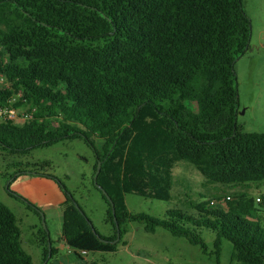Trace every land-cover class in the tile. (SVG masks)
<instances>
[{"label": "trees", "instance_id": "trees-1", "mask_svg": "<svg viewBox=\"0 0 264 264\" xmlns=\"http://www.w3.org/2000/svg\"><path fill=\"white\" fill-rule=\"evenodd\" d=\"M250 33L242 0H0V75L8 84L0 87V105L21 93L15 107L35 109L28 122L0 123L1 149L27 155L79 139L94 154V187L108 206L111 237L94 229L59 180L34 171L64 194L60 239L68 248L114 253L123 226L134 223L185 239L215 264L223 241L232 245L231 264H264V211L245 193L224 198L223 208L214 197L189 202L193 214L171 209L164 219L125 204L128 194L170 201L182 161L207 185L264 181V133H245L235 121L234 63ZM6 192L33 209L9 186ZM201 230L215 234L212 254ZM39 243L48 264L57 252L45 230ZM0 264H33L15 215L1 202Z\"/></svg>", "mask_w": 264, "mask_h": 264}, {"label": "rangeland", "instance_id": "rangeland-1", "mask_svg": "<svg viewBox=\"0 0 264 264\" xmlns=\"http://www.w3.org/2000/svg\"><path fill=\"white\" fill-rule=\"evenodd\" d=\"M242 5L250 21L251 33L249 48L234 63L238 98L235 121L243 132L261 134L264 133V0H242ZM0 87L5 88V83L0 84ZM100 144L96 139V145ZM44 163L49 165L45 166ZM94 164L92 150L79 139L35 149L27 155H8L0 147V202L14 211L21 231V246L32 255L33 264L43 263L41 247L35 246L32 241L36 233L32 224L37 225L39 232L45 230L52 247H57L61 243L62 218L57 212L45 217L37 209H29L25 203L9 199L7 187L20 171L47 172L73 195L94 229L103 237H111L112 227L105 221L108 206L94 187ZM240 193L247 194L254 201L255 207L264 211V207L256 205L257 198L264 197V181L243 186L207 185L195 166L182 161L173 169L170 201L128 194L125 195V204L131 213H145L164 219L166 212L171 209L193 214L189 202H208L212 197L217 199L213 205L223 208L224 198L230 196L233 199ZM200 195H204V198H200ZM123 229L125 233L114 253L93 252L81 255L76 252L74 255L75 252L70 248L71 251L62 248L55 258L60 264H215L213 256L206 255L198 246L173 237L161 228L153 234L146 233L141 225L134 223L125 224ZM200 233L207 244L206 252L212 254L215 234L207 230H201ZM232 250L231 243L223 241L221 264H231Z\"/></svg>", "mask_w": 264, "mask_h": 264}, {"label": "crops", "instance_id": "crops-1", "mask_svg": "<svg viewBox=\"0 0 264 264\" xmlns=\"http://www.w3.org/2000/svg\"><path fill=\"white\" fill-rule=\"evenodd\" d=\"M9 190L12 193L18 195L20 198L27 201L29 204H31L33 206L34 210L37 209L43 215H45V217L51 216L53 212H57L58 215L62 218L61 205L65 201V197H64V194H63L61 188L59 187L57 182L54 181L53 179H50V178L45 177L43 175L36 174L35 172H32V171H22V173H19L18 175H16L15 178L11 181V183L9 184ZM7 197L9 199H13V200L15 199L17 201H20L14 197H11L8 193H7ZM20 202H22V201H20ZM5 206H7V205H5ZM8 208L10 209V207H8ZM10 210L15 215L14 211L12 209H10ZM15 217H16V215H15ZM32 228L34 231H36V233L33 234V240L32 241H34L35 246L40 247L39 231L37 229V225L33 223ZM53 248L57 252L55 256H57L60 249H62V248H65L66 250H70L65 245L64 241H62V240H61V243L59 246H57V247L53 246ZM40 250H39L40 256L42 258L41 261L43 263L42 249H40ZM68 253L73 254L71 252H68ZM28 254L31 256L32 262H33L32 255L30 253H28ZM74 255H76V253ZM48 264H60V263L57 260V258L54 257L51 260V262Z\"/></svg>", "mask_w": 264, "mask_h": 264}, {"label": "built area", "instance_id": "built-area-1", "mask_svg": "<svg viewBox=\"0 0 264 264\" xmlns=\"http://www.w3.org/2000/svg\"><path fill=\"white\" fill-rule=\"evenodd\" d=\"M5 83L3 81L2 76L0 75V84ZM8 88V84L5 83V89ZM21 93H17L11 96L6 103L0 105V123H15V124H23L32 119V115L35 109L28 111L24 107L16 108L17 100L20 98ZM264 200L263 198H257V202ZM81 255H86L87 253L84 251L78 252Z\"/></svg>", "mask_w": 264, "mask_h": 264}, {"label": "water", "instance_id": "water-1", "mask_svg": "<svg viewBox=\"0 0 264 264\" xmlns=\"http://www.w3.org/2000/svg\"><path fill=\"white\" fill-rule=\"evenodd\" d=\"M100 163L98 162V164H97V169H96V175L99 173V171H100ZM95 178H96V176L94 177V180H95ZM96 187L99 189V190H101L100 189V187L96 184ZM101 192H102V194L104 195V197L106 198V200H107V202H109V204L111 205V208H112V214L114 215V209H113V205H112V203H111V201H110V199H109V197L107 196V194H106V192L105 191H103V190H101ZM76 207H77V205H75ZM78 208V207H77ZM42 220H43V218H42ZM114 222H115V224H116V219L114 218ZM116 229H117V234H116V239L112 242V243H117L118 241H119V239H120V234H119V228L117 227V224H116ZM103 241V240H102ZM48 258L50 257V244H49V242H48ZM43 264H46V262L45 263H43Z\"/></svg>", "mask_w": 264, "mask_h": 264}]
</instances>
